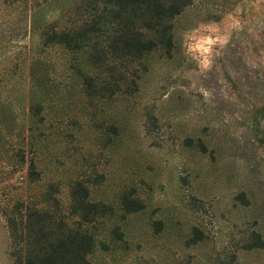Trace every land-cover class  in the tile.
<instances>
[{"label": "rangeland", "instance_id": "1", "mask_svg": "<svg viewBox=\"0 0 264 264\" xmlns=\"http://www.w3.org/2000/svg\"><path fill=\"white\" fill-rule=\"evenodd\" d=\"M86 3L0 0V264L2 211L45 193L94 264H264V0H192L169 56L108 57L95 94L39 38Z\"/></svg>", "mask_w": 264, "mask_h": 264}, {"label": "trees", "instance_id": "2", "mask_svg": "<svg viewBox=\"0 0 264 264\" xmlns=\"http://www.w3.org/2000/svg\"><path fill=\"white\" fill-rule=\"evenodd\" d=\"M191 1L89 0L92 4L87 5V1L84 8L91 7L92 14L81 27L70 31L51 30L50 33H40L39 38L43 39L42 46L51 42L65 46L72 55L71 60L86 68L71 64L69 69H74L83 80L89 94H95L90 72L99 69L108 57L111 60L118 53L125 57L127 63L130 60L141 61L144 54L158 45L169 56L172 20ZM84 8L78 12H85ZM106 65V72L113 71ZM134 77L137 78L136 75ZM41 86V81L33 85L42 95L44 90ZM40 105L36 108L41 109ZM47 188L54 190L50 185ZM86 193L83 190L81 196L86 197ZM42 197L43 203L16 201L9 210L2 211L12 264H94L86 257L93 247L92 236L78 225L73 227L55 217L56 200L49 204L50 194L45 193Z\"/></svg>", "mask_w": 264, "mask_h": 264}]
</instances>
